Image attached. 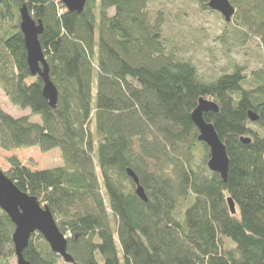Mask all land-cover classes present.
<instances>
[{"label":"trees","instance_id":"1","mask_svg":"<svg viewBox=\"0 0 264 264\" xmlns=\"http://www.w3.org/2000/svg\"><path fill=\"white\" fill-rule=\"evenodd\" d=\"M188 1L210 10L211 0ZM229 1L243 41L264 46V0ZM24 6L44 26L55 108L29 70ZM170 9L168 0H86L79 14L61 0H0V88L32 113L0 106V148L58 149L63 163L33 170L13 156L6 175L50 209L77 264H264V67L235 65L206 81L183 58ZM201 99L219 109L204 120L226 147L227 180L208 168L211 150L199 141L192 114ZM14 232L0 208V264H17ZM24 258L60 260L38 233Z\"/></svg>","mask_w":264,"mask_h":264},{"label":"water","instance_id":"2","mask_svg":"<svg viewBox=\"0 0 264 264\" xmlns=\"http://www.w3.org/2000/svg\"><path fill=\"white\" fill-rule=\"evenodd\" d=\"M69 12L81 14L84 11L86 0H61ZM208 8L219 12L226 22H231L236 13L235 7L229 0H211ZM20 31L24 36V44L27 51V62L29 70L33 76H39L44 82L43 95L52 108H55L58 100V92L50 80L49 66L43 48L40 43V36L44 32L42 22L36 23L29 13L27 6L20 10ZM218 106L208 100L201 99L197 109L192 114V119L199 128V141L204 142L211 150V159L208 168L221 175L223 180H227L229 171V158L226 147L220 141L215 128L204 120V114L218 112ZM252 120L258 117L254 113H249ZM250 143L249 139L244 140ZM128 176L134 181L137 195L144 201L147 196L144 188L135 172L127 170ZM233 214L236 213L234 201L228 200ZM0 208L10 217L15 225L13 242L15 245L17 264H30L24 258V250L29 245L33 234H40L50 245L51 250L63 259L67 264L75 263L68 253V240L61 233L56 220L47 206L41 205L39 200L27 193L22 192L6 175L0 170Z\"/></svg>","mask_w":264,"mask_h":264},{"label":"rangeland","instance_id":"3","mask_svg":"<svg viewBox=\"0 0 264 264\" xmlns=\"http://www.w3.org/2000/svg\"><path fill=\"white\" fill-rule=\"evenodd\" d=\"M168 1L171 7L167 13L169 21L172 23L174 32L180 35L179 38L184 43L179 46L181 53L182 50L185 52L182 56L191 59V62L197 66L201 77L206 81L214 80L221 74L230 72L235 65L247 67L248 73L264 67L263 44L251 35L248 42L243 41L237 30L242 27L237 24L236 15L228 23L220 13L211 9L202 11L193 1ZM157 3L159 4L158 1ZM0 106L14 117L31 116L32 114L29 109L22 110L13 106L1 88ZM31 120L41 121L39 116L34 115ZM13 156L33 170L55 169L63 165L62 155L58 149L42 153L38 148L21 149L18 152H6L0 148V170L2 172L6 173L9 170L8 159ZM58 264L67 263L60 259Z\"/></svg>","mask_w":264,"mask_h":264},{"label":"flooded vegetation","instance_id":"4","mask_svg":"<svg viewBox=\"0 0 264 264\" xmlns=\"http://www.w3.org/2000/svg\"><path fill=\"white\" fill-rule=\"evenodd\" d=\"M214 12H216V11H214ZM219 13V12H218Z\"/></svg>","mask_w":264,"mask_h":264}]
</instances>
